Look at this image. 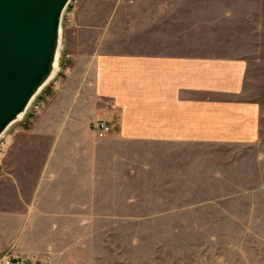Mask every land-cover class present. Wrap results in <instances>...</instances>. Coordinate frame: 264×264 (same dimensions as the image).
<instances>
[{"label": "crops", "instance_id": "1", "mask_svg": "<svg viewBox=\"0 0 264 264\" xmlns=\"http://www.w3.org/2000/svg\"><path fill=\"white\" fill-rule=\"evenodd\" d=\"M86 16L75 17L74 26L102 31L92 50L82 42L68 52L67 31L44 106L26 128L4 135L0 253L68 264V232L83 230L75 219L114 212L122 196L131 200L137 153L152 156L170 145H187L192 156L163 162L175 171L179 194L195 202L249 201L253 215L240 214V229L252 231L264 249V151L231 160L264 137V109L245 97L246 60L109 50L111 19L100 24ZM100 119L112 128L104 137Z\"/></svg>", "mask_w": 264, "mask_h": 264}, {"label": "rangeland", "instance_id": "2", "mask_svg": "<svg viewBox=\"0 0 264 264\" xmlns=\"http://www.w3.org/2000/svg\"><path fill=\"white\" fill-rule=\"evenodd\" d=\"M86 15L100 24L111 19L106 31L109 50L244 58L245 97L259 101L264 109V0H72L63 20L62 56L67 31L68 52L82 42L92 50L100 38V29L74 26L75 17ZM51 83L38 98L46 96ZM36 113L28 109L7 134L26 128ZM7 145L3 136L0 154ZM177 147H161L162 153L160 148L152 156L137 153L140 166L131 200L122 196L113 203L114 212L100 216L94 211L95 217L75 219L82 220L83 230L68 232V264L264 263V249L258 248L256 235L240 229V214L253 215L249 201L195 202L193 196L179 194L181 188L172 179L175 171L164 169L163 163L191 160L187 145ZM263 151L264 137L253 150L241 149L231 160ZM142 162L152 164L146 169ZM232 213L239 217L230 219ZM110 214L114 216H105ZM245 224L250 225V220Z\"/></svg>", "mask_w": 264, "mask_h": 264}, {"label": "water", "instance_id": "3", "mask_svg": "<svg viewBox=\"0 0 264 264\" xmlns=\"http://www.w3.org/2000/svg\"><path fill=\"white\" fill-rule=\"evenodd\" d=\"M72 0H0V139L60 70Z\"/></svg>", "mask_w": 264, "mask_h": 264}, {"label": "built area", "instance_id": "4", "mask_svg": "<svg viewBox=\"0 0 264 264\" xmlns=\"http://www.w3.org/2000/svg\"><path fill=\"white\" fill-rule=\"evenodd\" d=\"M66 15H68V8L65 10L63 20L66 17ZM66 21L67 22L69 21L68 17ZM65 58L69 59L70 54L66 53ZM38 96L35 98L31 106L29 107V109L32 108L35 113L36 112L38 113V111H40V109L44 106L46 101V97L38 98ZM96 129L98 131V135L100 137H104L110 132L111 128L110 125L107 123V121L100 119L96 123ZM0 264H51V257H47L45 259H40L35 257H23L13 251H5L0 253Z\"/></svg>", "mask_w": 264, "mask_h": 264}]
</instances>
